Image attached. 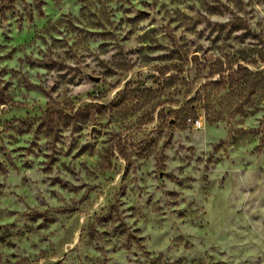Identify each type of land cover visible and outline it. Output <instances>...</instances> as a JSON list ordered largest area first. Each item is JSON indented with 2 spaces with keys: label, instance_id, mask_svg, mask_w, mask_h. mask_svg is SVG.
Returning <instances> with one entry per match:
<instances>
[{
  "label": "rangeland",
  "instance_id": "rangeland-1",
  "mask_svg": "<svg viewBox=\"0 0 264 264\" xmlns=\"http://www.w3.org/2000/svg\"><path fill=\"white\" fill-rule=\"evenodd\" d=\"M0 264H264V0H0Z\"/></svg>",
  "mask_w": 264,
  "mask_h": 264
}]
</instances>
